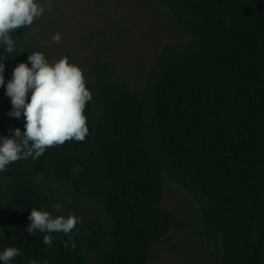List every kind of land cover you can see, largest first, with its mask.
<instances>
[{"label":"trees","instance_id":"16d2710c","mask_svg":"<svg viewBox=\"0 0 264 264\" xmlns=\"http://www.w3.org/2000/svg\"><path fill=\"white\" fill-rule=\"evenodd\" d=\"M155 1L188 39L161 50L140 91L112 81L110 61L86 63L89 135L0 172V250L22 252L12 264H148L176 226L161 206L167 183L195 210L216 264H264V0ZM29 29L13 34L5 85L40 52L23 41ZM10 110L0 87V136L24 130ZM69 192L99 210L74 213L76 247L63 233L28 235L32 208L69 215L55 207Z\"/></svg>","mask_w":264,"mask_h":264},{"label":"rangeland","instance_id":"374dc122","mask_svg":"<svg viewBox=\"0 0 264 264\" xmlns=\"http://www.w3.org/2000/svg\"><path fill=\"white\" fill-rule=\"evenodd\" d=\"M44 13L34 20L23 41L43 52L50 63L67 57L83 67L96 60L112 63V81L126 78L131 92L140 91L158 54L166 45L186 41L188 32L155 0H40ZM60 33L62 41L51 36ZM87 78L85 77V80ZM161 206L173 215L169 242L150 253L148 264H216L217 256L200 242L196 212L185 197L166 184ZM88 220L98 208L76 199L73 192L59 208Z\"/></svg>","mask_w":264,"mask_h":264},{"label":"clouds","instance_id":"9594fccd","mask_svg":"<svg viewBox=\"0 0 264 264\" xmlns=\"http://www.w3.org/2000/svg\"><path fill=\"white\" fill-rule=\"evenodd\" d=\"M44 11L40 0H0V87L10 98L8 115L24 120L23 131L9 129L11 135L0 136V172L18 160L40 158L49 147L69 140L82 142L89 135L84 110L92 94L86 87L84 70L67 57L50 63L43 52H33L27 56V62L14 67L5 85L4 60L17 47L13 34L19 28L31 26ZM51 40L60 43L62 36L57 32ZM55 207L59 209L62 204ZM28 220L30 223L24 229L28 235L36 231L63 233L68 235L63 246L76 247L71 233L80 218L74 213L54 216L49 211L32 208ZM52 239L51 235H44L43 243L51 245ZM20 255V249L8 246L0 250V264H12ZM29 264L37 261L30 260Z\"/></svg>","mask_w":264,"mask_h":264}]
</instances>
